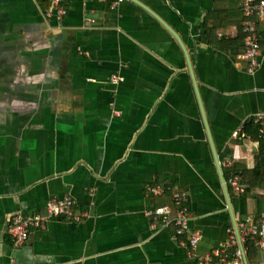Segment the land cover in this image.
Masks as SVG:
<instances>
[{
    "label": "crops",
    "instance_id": "0c3cea01",
    "mask_svg": "<svg viewBox=\"0 0 264 264\" xmlns=\"http://www.w3.org/2000/svg\"><path fill=\"white\" fill-rule=\"evenodd\" d=\"M243 1L62 0V15L52 0H0V264H195L189 235L147 215L175 210V192L198 255L231 244L199 101L224 172L253 169L258 143L241 130L264 114V19L250 74ZM67 196L80 221L53 218L16 246L14 216Z\"/></svg>",
    "mask_w": 264,
    "mask_h": 264
},
{
    "label": "built area",
    "instance_id": "2783aa9c",
    "mask_svg": "<svg viewBox=\"0 0 264 264\" xmlns=\"http://www.w3.org/2000/svg\"><path fill=\"white\" fill-rule=\"evenodd\" d=\"M52 1H54L59 12L64 15L66 12L61 7L62 0ZM119 1L123 2L124 0ZM242 10L244 14L243 34L245 35L246 43L244 57L249 63L248 72L253 74L258 68V56L262 49L258 24L264 19V0H244ZM255 122L264 126V114L255 118ZM221 165L224 168H231L232 162L225 161ZM227 183L237 197L246 195L247 191L244 181L239 175L232 173ZM148 191L153 196H164L168 190L163 186H150ZM173 196L175 210L170 206H164L150 210L147 215L152 218L155 224L174 227L177 236L180 238L189 235V249L195 264H245L242 251L240 249L231 250L238 246L236 233L233 228L229 229L232 241L226 249L204 256L198 255L196 252L201 240V234L198 231H193L192 212L188 205V195L186 192H175ZM75 208L76 201L67 196L61 199L52 198L49 200L45 207L46 212L43 214L35 213L28 216H14L11 220L10 231L15 239L16 246H23L28 241L31 230L45 229L48 222L53 218L68 217L80 221L81 217L75 215ZM239 227L244 242L247 239L253 241L260 251L264 253V212L257 218L246 217L239 223ZM261 264H264V262Z\"/></svg>",
    "mask_w": 264,
    "mask_h": 264
},
{
    "label": "trees",
    "instance_id": "16d2710c",
    "mask_svg": "<svg viewBox=\"0 0 264 264\" xmlns=\"http://www.w3.org/2000/svg\"><path fill=\"white\" fill-rule=\"evenodd\" d=\"M243 36L245 38L244 34ZM242 133L245 136L253 138L254 142L258 143V155L256 158V166L253 169H249L242 165H237L233 169V171L244 180V186L247 191L245 196L237 197L229 188L235 211L240 222L249 215V203L255 195L254 193H257L259 190L264 191V126L256 123L255 119H250L244 124ZM230 175V171L225 170L227 180H229ZM255 201L257 202V214L260 215L264 212V195H255ZM245 246L250 264H260V249L256 244L247 239L245 241ZM237 249H239V247L235 248L233 251Z\"/></svg>",
    "mask_w": 264,
    "mask_h": 264
},
{
    "label": "water",
    "instance_id": "95a60500",
    "mask_svg": "<svg viewBox=\"0 0 264 264\" xmlns=\"http://www.w3.org/2000/svg\"><path fill=\"white\" fill-rule=\"evenodd\" d=\"M199 105H200L202 118H203V121H204V126H205V129H206V133H207V136H208L210 148H211V151H212V154H213V157H214L215 164H217L216 168H217V171H218V176H219V180H220V184H221V189H222V191H224V196H225V199H226V202H227L228 210L230 212V215H231V218H232V221H233V227L235 229L238 245H239L240 250L243 253L245 264H250L249 258H248V254H247V250H246V246H245V243H244V240H243V237H242V234H241V230H240V227H239V221H238V218H237V215H236V212H235V208H234V204H233V201H232V197H231V194H230V191H229V188H228L225 172H224V169H222L221 161H219V158H218L219 155H218V151H217L216 145L214 143L212 132H211V129L209 127L208 120L206 118L205 110H204L203 105H202V103L200 101H199Z\"/></svg>",
    "mask_w": 264,
    "mask_h": 264
},
{
    "label": "bare ground",
    "instance_id": "6f19581e",
    "mask_svg": "<svg viewBox=\"0 0 264 264\" xmlns=\"http://www.w3.org/2000/svg\"><path fill=\"white\" fill-rule=\"evenodd\" d=\"M228 181V180H227ZM228 184V183H227ZM228 188H230L229 186H228ZM231 189V188H230ZM245 243V242H244ZM237 247H239V245L237 246ZM240 249V248H239Z\"/></svg>",
    "mask_w": 264,
    "mask_h": 264
}]
</instances>
